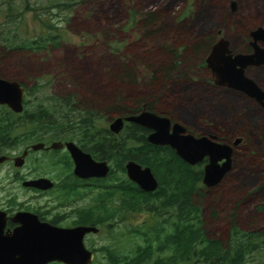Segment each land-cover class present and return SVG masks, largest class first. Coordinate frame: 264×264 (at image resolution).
Instances as JSON below:
<instances>
[{
  "label": "rangeland",
  "instance_id": "obj_1",
  "mask_svg": "<svg viewBox=\"0 0 264 264\" xmlns=\"http://www.w3.org/2000/svg\"><path fill=\"white\" fill-rule=\"evenodd\" d=\"M15 1L26 20L21 35L36 37L42 33L40 17L44 16L63 37L57 48L44 51L5 54L0 46L3 76L27 81L30 87L36 85L32 103L46 105L45 96L77 94L87 104L96 103V130L113 134L109 125L119 115L104 111L112 101L131 107L148 101L147 108L154 107V112L181 122L196 134L217 126L222 131L216 135L227 141L243 137L230 172L217 185L204 189L203 218L208 231L221 238L232 220L244 229L264 230V112L248 96L210 84L203 67L207 51L202 53L205 41L218 38L219 30L233 50L242 49L243 32L264 18L263 6L238 0L239 7L233 12L230 0H29L33 10L27 12L23 8L26 0ZM4 18L0 10V20ZM123 61L127 65L124 68ZM170 63L175 68L164 77L161 67ZM155 70L159 74L153 84ZM123 74L128 76L126 80L132 75L134 81L124 82ZM250 74L264 86V68ZM32 128L22 126L18 133ZM131 131L126 128L114 134L122 140ZM79 136L75 134L73 141L83 147ZM137 145L128 140L129 148ZM108 161L112 171L94 181L97 185L90 186L96 188L94 192L83 187L85 195L78 206L93 207L99 213L106 209L116 212L99 226V233L89 236L88 246L95 251L92 264H112L111 254L119 264H126L125 257L132 255L138 243L143 244L136 230L155 220L148 211L122 207L121 191L100 202L101 192L129 179L118 163ZM199 168L203 169V163ZM166 218L163 216V220ZM260 255H249L245 264H261ZM147 264H154L153 259Z\"/></svg>",
  "mask_w": 264,
  "mask_h": 264
},
{
  "label": "trees",
  "instance_id": "obj_2",
  "mask_svg": "<svg viewBox=\"0 0 264 264\" xmlns=\"http://www.w3.org/2000/svg\"><path fill=\"white\" fill-rule=\"evenodd\" d=\"M2 1L4 3L0 4V10L6 18L0 20V46L5 54L15 50L44 51L60 45L62 34L41 15L39 17L43 26L42 33L36 37L21 35V29L26 24L23 13L19 11L15 0ZM23 8L27 12L33 10L29 0H26ZM208 49L209 43L206 40L202 53ZM174 63L178 64L176 60ZM126 66L123 61L122 67ZM174 68L173 63L162 65L160 73L168 77ZM158 72H152L153 84L158 79ZM127 77L122 76L124 82L134 81L132 75L129 80H126ZM65 99L64 102H59V105L64 104L67 108L65 113L69 139L75 138V134L79 133L77 138L83 148L98 159L115 161L123 170H126L125 163L133 159L144 166H150L159 180V187L153 192L142 190L128 179L100 193L99 200L102 202L111 199L116 191H121L124 196L122 207L148 211L154 215V222L146 223L144 228L136 230L143 237V244L138 243L132 255L125 257L128 261L126 264H147L152 259L154 264H245L248 256L253 253H260V262L264 264V230L244 229L232 220L224 238L208 231L201 203L206 196V186L203 184L204 169L199 168L200 163L193 166L183 161L170 146L151 144L147 140L148 130L136 123H126L124 129L132 131L128 138L122 140L114 133L96 130L95 123L99 112L94 107L96 103L87 104L77 94L69 95ZM103 103L105 102L99 104L104 105ZM148 104L149 102L145 101L131 107L122 101H112L104 111L109 115L117 112L119 116L143 109L155 111L154 107L147 108ZM128 140L138 145L129 148ZM114 212L106 209L104 213L100 212L99 219H94L92 223L97 226L104 225L106 220L115 216ZM165 215L167 218L163 220ZM166 224H169L171 229H168ZM105 250L111 252L108 247H105ZM110 260L112 264H119L112 254Z\"/></svg>",
  "mask_w": 264,
  "mask_h": 264
},
{
  "label": "water",
  "instance_id": "obj_3",
  "mask_svg": "<svg viewBox=\"0 0 264 264\" xmlns=\"http://www.w3.org/2000/svg\"><path fill=\"white\" fill-rule=\"evenodd\" d=\"M235 4V3H234ZM255 52L253 54L233 53L229 41L221 38L212 46L206 56V62L212 69L214 81L223 86L243 91L247 95L264 103V90L249 76V65L264 64V49L256 44L264 41V25L252 32ZM25 90L16 80L0 77V103L7 104L16 112L23 110ZM126 122L139 124L151 130L147 140L154 145L170 146L177 155L191 165H197L209 158L204 166L203 184L213 187L220 183L232 169L234 147L215 140L214 135H195L187 133V128L150 110L136 114L117 116L109 125L110 131L118 134ZM242 137L234 140V145L242 142ZM66 145L75 166L74 173L83 178L106 177L111 172L108 160H97L90 152L83 150L76 142H55L52 147ZM40 145H36L38 147ZM6 159V156L3 157ZM125 168L128 178L142 190L153 192L159 187V180L152 168L130 159ZM35 183L38 180L34 181ZM21 222L14 230H6L7 215L3 216V237L0 236V264H92L95 252L85 244L87 233H98L96 225H78L74 227L52 226L40 222L31 213L20 212L13 218ZM37 219V220H36ZM0 224V235H1Z\"/></svg>",
  "mask_w": 264,
  "mask_h": 264
},
{
  "label": "flooded vegetation",
  "instance_id": "obj_4",
  "mask_svg": "<svg viewBox=\"0 0 264 264\" xmlns=\"http://www.w3.org/2000/svg\"><path fill=\"white\" fill-rule=\"evenodd\" d=\"M238 4V0H230V7L233 12L239 7ZM250 4L251 6L264 7V0H251ZM262 25H264V18L258 20L253 26L247 27L241 38L242 49L240 50H233L230 41L222 34V31L219 30L218 38L213 39L211 37L212 39L210 38L208 41L209 49L206 56L211 51L214 43L221 38H225L229 41V46L234 54H253L255 52V45L253 44L254 37L252 32ZM256 44L264 49V41L258 40ZM206 56L204 58L203 67L209 73L211 78L209 81L210 84L215 87L234 90L248 96L258 104L264 112L263 102L250 97L243 91L217 84L213 79L212 69L206 62ZM259 68H264V64L259 66L249 65L246 68V75L252 78L264 90V86L250 74V72ZM0 77L6 78L3 76L2 68H0ZM9 80L18 81L24 88L25 94L23 98V110L21 112H16L7 104L0 103V224L2 228L0 236L3 237L4 213L7 215L6 230H14L21 225L20 221L13 219L16 214L20 212L31 213L36 216L40 222H45L52 226L74 227L78 225H94L92 221L94 219H99L98 210L93 207L87 209L79 207L78 203L83 199V195H85L82 191L83 187L87 188L91 185H97L94 181H99L100 179L106 178L108 175L106 177H79L74 173L75 163L66 145L64 144V146L59 148L52 147L55 142L63 144L67 141H73V139H69L67 136V115L65 113L67 108L63 106L64 104L59 105V102H64V100H66L65 96H59V98L57 96L48 95L44 97L47 103L46 105H35L34 102L32 103L31 96L33 95L34 89L37 88L36 85L30 87L27 85V81H22L18 78ZM171 120L173 124L178 122L173 121V119ZM25 125H32L33 128L25 133H18L21 127ZM186 128L187 133H193L195 135H214L216 141L233 145L234 152L232 158L236 154L237 147L241 144H233L237 137L227 141L224 139V136L220 137L216 135L222 131V129L217 126H215V128L211 127L209 131L203 134H196L188 129V127ZM146 129L148 130V136L151 130L148 128ZM36 145L40 146L35 147ZM18 146L20 148L15 152ZM83 150L85 149L83 148ZM5 156L6 159H3ZM48 156L51 157L50 160H48ZM93 157L97 160H104L98 159L94 155ZM208 162L209 158H205V160L200 163H203V169ZM67 173L69 175L66 176ZM36 180H38V182L35 183L34 181ZM90 188V192H94L96 189L94 187ZM84 215L86 217H84ZM91 234L97 233L90 232L86 234L84 241L88 248V239Z\"/></svg>",
  "mask_w": 264,
  "mask_h": 264
},
{
  "label": "bare ground",
  "instance_id": "obj_5",
  "mask_svg": "<svg viewBox=\"0 0 264 264\" xmlns=\"http://www.w3.org/2000/svg\"><path fill=\"white\" fill-rule=\"evenodd\" d=\"M243 141V140H242ZM242 143V142H241ZM239 145V144H238ZM234 147V146H233ZM233 159V158H232ZM230 172V171H229Z\"/></svg>",
  "mask_w": 264,
  "mask_h": 264
}]
</instances>
